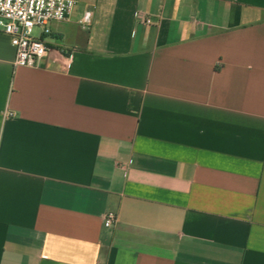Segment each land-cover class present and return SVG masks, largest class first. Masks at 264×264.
I'll list each match as a JSON object with an SVG mask.
<instances>
[{
    "label": "crops",
    "instance_id": "0c3cea01",
    "mask_svg": "<svg viewBox=\"0 0 264 264\" xmlns=\"http://www.w3.org/2000/svg\"><path fill=\"white\" fill-rule=\"evenodd\" d=\"M49 28L36 68L0 33V264H264V0Z\"/></svg>",
    "mask_w": 264,
    "mask_h": 264
},
{
    "label": "built area",
    "instance_id": "2783aa9c",
    "mask_svg": "<svg viewBox=\"0 0 264 264\" xmlns=\"http://www.w3.org/2000/svg\"><path fill=\"white\" fill-rule=\"evenodd\" d=\"M79 0H0V33L10 39L15 48V67H40L47 58L49 47L43 36L48 35L52 22H64L69 19ZM90 23V13L83 19ZM137 25L157 24L152 18L137 15ZM40 28V36H34V30ZM117 215L109 212L104 218V225L113 228Z\"/></svg>",
    "mask_w": 264,
    "mask_h": 264
},
{
    "label": "rangeland",
    "instance_id": "374dc122",
    "mask_svg": "<svg viewBox=\"0 0 264 264\" xmlns=\"http://www.w3.org/2000/svg\"><path fill=\"white\" fill-rule=\"evenodd\" d=\"M40 32H41V29L40 28H36L34 30V36H39Z\"/></svg>",
    "mask_w": 264,
    "mask_h": 264
}]
</instances>
